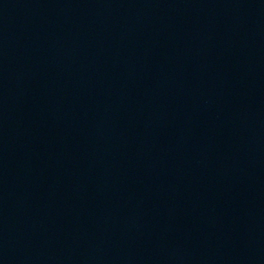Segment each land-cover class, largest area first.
I'll list each match as a JSON object with an SVG mask.
<instances>
[{
	"label": "water",
	"instance_id": "obj_1",
	"mask_svg": "<svg viewBox=\"0 0 264 264\" xmlns=\"http://www.w3.org/2000/svg\"><path fill=\"white\" fill-rule=\"evenodd\" d=\"M0 264H264V0H34L0 57Z\"/></svg>",
	"mask_w": 264,
	"mask_h": 264
}]
</instances>
